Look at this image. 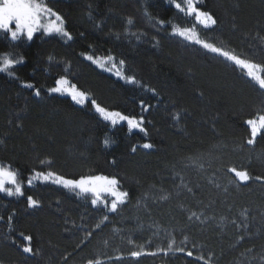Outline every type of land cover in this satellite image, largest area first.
I'll use <instances>...</instances> for the list:
<instances>
[{"label":"trees","instance_id":"trees-1","mask_svg":"<svg viewBox=\"0 0 264 264\" xmlns=\"http://www.w3.org/2000/svg\"><path fill=\"white\" fill-rule=\"evenodd\" d=\"M43 2L63 17L72 39L0 37V60L21 61L11 75L0 73V165L18 173L24 192L0 193V264L264 262V182H241L229 171L264 177V134L249 145L246 124L264 114V90L246 70L173 35L191 28L205 42L264 65V0H199L217 21L209 29L170 0ZM62 77L86 93L83 105L49 91ZM92 100L143 117L147 135L104 121ZM144 143L152 150H141ZM39 171L115 177L129 195L112 213L89 196L35 179ZM28 180L37 183L29 187ZM28 196L39 206L31 207ZM165 233L183 235L190 247H202L196 257L213 259L117 260L133 252L129 241L157 252Z\"/></svg>","mask_w":264,"mask_h":264},{"label":"snow or ice","instance_id":"snow-or-ice-1","mask_svg":"<svg viewBox=\"0 0 264 264\" xmlns=\"http://www.w3.org/2000/svg\"><path fill=\"white\" fill-rule=\"evenodd\" d=\"M170 4H174L175 9H178L180 13H186L194 17L205 29L212 28L217 23L216 19L209 12L200 10L198 7L199 0H183L185 7H182L181 3H177L176 0H170ZM63 24V17L53 11V8L49 7L43 0H0V33L9 34L12 41H18L24 36L27 37V40L31 41L34 35L40 31L48 35L55 33L62 37H67L69 40L72 39L70 33L63 27ZM173 35L199 45L208 52L223 57L241 69L246 70L247 76L255 81L260 89L264 90V65L242 59L240 56L225 51L212 43L205 42L191 28H179L174 31ZM87 59L92 61L93 56L90 55ZM108 59L111 60L112 57ZM20 62L5 56L2 60V66H0V73L11 75L10 70L14 69L15 65ZM119 63L122 65L124 61L120 60ZM112 66L115 67V64ZM100 67L103 68L104 64L101 63ZM128 79L130 83H136L135 78ZM56 84L58 86L51 87L49 89L50 92L70 95L72 100L78 105H83L88 100L86 93L77 89L75 85H70V82L66 78L62 77L56 81ZM26 87L34 88V85L27 84ZM150 91L154 90L150 89ZM35 95L40 96L39 89L35 90ZM90 104L94 106L95 111L100 114L104 121L110 122L112 125H116L118 122L126 123L129 129H137L147 135L143 117L136 119L135 117L124 115L119 111H110L102 107L95 100H92ZM246 124L251 130V138L248 139L247 143L249 145L255 144L256 137L264 134V114L258 115L253 119H248ZM105 143L107 144V141ZM142 146L145 149L153 148V144L151 143H144ZM132 151L135 152L136 149L133 148ZM229 171L234 172L236 177L244 182L252 179L264 182V177H252L247 171H237L235 168H231ZM34 178L42 179L44 182H51L70 190H79L80 194H91V203L93 205H97L98 203L103 204L104 208H107L112 213L117 212L118 205L123 204L129 195L128 192L119 190L120 181L117 178L105 175L68 179L51 171L47 173L39 171L35 173ZM31 183L32 181L28 180V184L31 185ZM9 185L13 187H9ZM0 193H4L7 196L24 195L21 180L18 179V173L10 167L3 165H0ZM109 196L112 197L111 200L107 199ZM27 200L31 207L39 206L38 201L31 196H28ZM8 219L11 220V217ZM103 220L107 221L108 216L104 215ZM96 227L99 228L100 224H96ZM87 235L91 236V232L87 233ZM25 239L31 241L32 238L26 236ZM180 251H183V249H180ZM23 252L30 255L36 254L31 246L23 247ZM142 254L140 251H133L131 256L139 258ZM147 254L156 255V253ZM192 255V252H187V256L191 257ZM199 259H202V257ZM88 264H93V261L90 260ZM95 264H102V262L96 261Z\"/></svg>","mask_w":264,"mask_h":264},{"label":"rangeland","instance_id":"rangeland-1","mask_svg":"<svg viewBox=\"0 0 264 264\" xmlns=\"http://www.w3.org/2000/svg\"><path fill=\"white\" fill-rule=\"evenodd\" d=\"M44 1V0H43ZM54 19V18H53ZM37 34H41V35H47V36H60V35H58V34H55V33H53L52 35H48V34H46V33H43L42 31H40V32H37L35 35H37ZM34 35V36H35ZM0 37H5V38H8V39H10L11 40V38H10V35L9 34H3V33H0ZM23 39H27V37L26 36H24V37H22ZM2 60H3V58H2ZM2 60H0V66H2ZM107 73H109V74H112V75H114L116 78H119V79H122L121 77H119L118 75H116L115 73H113L112 71L113 70H105ZM58 86V85H57ZM57 94H60V93H57ZM63 95H66V96H69L70 98H71V96L70 95H67V94H63ZM38 97V96H37ZM72 99V98H71ZM147 112V109L146 108H144L143 109V112L142 113H146ZM141 150H143V151H150V150H152V149H145L144 147H141ZM238 180H240L239 178H238ZM32 181V183H31V185H29L28 183H26V185L27 186H29V187H34L35 186V184L37 183V181H35V180H31ZM241 181V180H240ZM241 182H244V181H241ZM60 186V185H59ZM9 187H13V186H11V185H9ZM60 187H62V188H64L63 186H60ZM64 189H66V190H68V191H71V192H77V193H79V190H70V189H67V188H64ZM2 194H4V193H2ZM4 195H6V194H4ZM82 195H84V196H89V197H91L92 198V196H91V194H82ZM7 196V195H6ZM14 196H17V195H14ZM10 197V196H9ZM107 199H109V200H111L112 199V197H107ZM97 206H99V207H102V208H104V206H103V204H97ZM119 206V205H118ZM107 209V208H106ZM108 210V209H107ZM161 238H159V236H158V238H157V240H166V242H164V241H162V243H160L159 244V248L157 249V252L155 251V252H151V253H156V255H159V254H183V255H186L187 256V252H192L193 253V255L191 256V257H189V256H187V257H189V258H194V259H199V258H201L202 257V259H200L201 261H203V262H207V261H205V259L203 258V257H208L209 259H213V257L211 256H209V254H206V256L202 253V254H198V257H196V255L194 254V250H196V251H202V247L201 248H198V249H195V248H192V247H190V244L187 242V240L183 237V235H181V234H177L176 235V233H170V234H163L162 236H160ZM173 241H174V243H173ZM164 243H166L165 245H164ZM127 245H128V248H130V250L131 251H140V252H142L143 254L140 256V257H144V256H156V255H149V254H147V253H150V252H145L143 249H145L148 245H144V246H137V245H135L134 243H133V241H129L128 243H127ZM163 246L164 247H166V248H164V249H162L163 248ZM157 247H158V245H157ZM180 249H183V251H180ZM189 249V250H188ZM132 256L130 255V256H119L118 258H117V260L118 259H127V258H131ZM132 258H134V257H132ZM241 260V259H240ZM226 264H264V262L262 261V260H259V261H257V260H248V259H246V258H243L242 260H241V262L240 263H238V262H231V263H226Z\"/></svg>","mask_w":264,"mask_h":264}]
</instances>
